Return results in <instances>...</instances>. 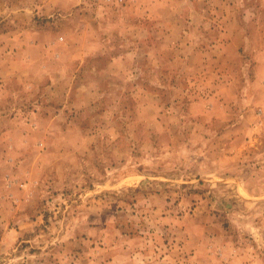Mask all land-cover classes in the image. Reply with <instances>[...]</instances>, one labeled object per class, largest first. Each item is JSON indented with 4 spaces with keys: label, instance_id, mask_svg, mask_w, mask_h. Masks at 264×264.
Returning a JSON list of instances; mask_svg holds the SVG:
<instances>
[{
    "label": "rangeland",
    "instance_id": "374dc122",
    "mask_svg": "<svg viewBox=\"0 0 264 264\" xmlns=\"http://www.w3.org/2000/svg\"><path fill=\"white\" fill-rule=\"evenodd\" d=\"M0 264H264V0H0Z\"/></svg>",
    "mask_w": 264,
    "mask_h": 264
},
{
    "label": "crops",
    "instance_id": "0c3cea01",
    "mask_svg": "<svg viewBox=\"0 0 264 264\" xmlns=\"http://www.w3.org/2000/svg\"><path fill=\"white\" fill-rule=\"evenodd\" d=\"M29 43H30V41H29ZM33 43H35V42H33ZM20 48V46L18 45V49ZM17 49V50H18ZM28 56L26 57L27 58V60L30 62V63H32V61L34 60V59H32V55H29V54H27ZM60 56V55H59ZM61 57V56H60ZM16 62H19V60L17 59L16 60ZM44 62H41L40 64H39V69L42 71V70H45V69H47L48 67H47V65L46 64H43ZM46 63V62H45Z\"/></svg>",
    "mask_w": 264,
    "mask_h": 264
}]
</instances>
